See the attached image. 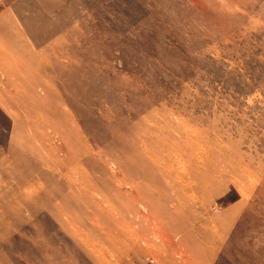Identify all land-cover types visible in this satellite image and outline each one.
<instances>
[{
    "label": "rangeland",
    "instance_id": "374dc122",
    "mask_svg": "<svg viewBox=\"0 0 264 264\" xmlns=\"http://www.w3.org/2000/svg\"><path fill=\"white\" fill-rule=\"evenodd\" d=\"M0 264H264V0H0Z\"/></svg>",
    "mask_w": 264,
    "mask_h": 264
},
{
    "label": "bare ground",
    "instance_id": "6f19581e",
    "mask_svg": "<svg viewBox=\"0 0 264 264\" xmlns=\"http://www.w3.org/2000/svg\"><path fill=\"white\" fill-rule=\"evenodd\" d=\"M126 143V142H125ZM145 148V147H144ZM91 149V148H90ZM92 150V149H91ZM172 207V206H171ZM143 212V211H142ZM182 251V250H181Z\"/></svg>",
    "mask_w": 264,
    "mask_h": 264
}]
</instances>
